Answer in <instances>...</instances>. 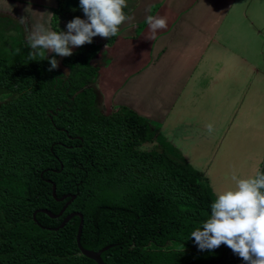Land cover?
<instances>
[{"label":"trees","instance_id":"1","mask_svg":"<svg viewBox=\"0 0 264 264\" xmlns=\"http://www.w3.org/2000/svg\"><path fill=\"white\" fill-rule=\"evenodd\" d=\"M102 47L47 54L58 61L49 72L47 59L29 58L22 28L0 17V264H95L76 246L78 217L54 230L74 212L82 248L110 247L105 264H245L224 244L200 251L189 239L216 199L205 174L134 111L98 109ZM53 185L56 199L75 196L57 219L36 213L57 215L70 200L54 199Z\"/></svg>","mask_w":264,"mask_h":264},{"label":"crops","instance_id":"2","mask_svg":"<svg viewBox=\"0 0 264 264\" xmlns=\"http://www.w3.org/2000/svg\"><path fill=\"white\" fill-rule=\"evenodd\" d=\"M55 7L56 0H0V17L15 21L23 33L43 20L52 30ZM64 7L59 31H67L77 16L86 18L79 0H65ZM124 12L128 18L115 37H93L103 45L93 63L99 75L91 84L98 109L104 115L120 107L134 111L159 128L193 168L205 170L211 141L226 121V115L212 119L213 110L228 104L229 91L235 92V107L242 106L236 92L251 90L264 68V0H126ZM149 16L165 19L166 27L154 32ZM228 69L234 71L231 77L250 75L246 88L227 81ZM251 103L259 105L258 99ZM211 120L215 126L209 132L205 123ZM258 171H264V155Z\"/></svg>","mask_w":264,"mask_h":264},{"label":"clouds","instance_id":"3","mask_svg":"<svg viewBox=\"0 0 264 264\" xmlns=\"http://www.w3.org/2000/svg\"><path fill=\"white\" fill-rule=\"evenodd\" d=\"M126 0H79V8L85 19L79 16L66 24L67 31L48 30L45 25H36L28 30L27 47L36 56L47 59L51 72L58 67L50 50L56 56L73 55V48L93 43V37H115L119 27L127 20L124 12ZM75 10V9H73ZM25 23V20H21ZM149 27L155 32L166 27V20L149 16ZM213 130L212 124L207 125ZM231 187L218 191L210 205V214L191 231L189 239L200 251H212L222 244L229 247L245 264H264V171L254 177H232Z\"/></svg>","mask_w":264,"mask_h":264},{"label":"rangeland","instance_id":"4","mask_svg":"<svg viewBox=\"0 0 264 264\" xmlns=\"http://www.w3.org/2000/svg\"><path fill=\"white\" fill-rule=\"evenodd\" d=\"M40 24L47 27L44 20ZM26 36L27 33L24 32L25 42ZM232 73L234 71L228 69L225 76L227 81L233 82L238 87L244 85L246 88L250 75L248 76L245 72L243 75L238 74L231 77ZM233 92H228L230 97L228 104L222 102L223 107L213 110V114H211L212 119L221 117V120L226 115V121L223 120L222 126H220L221 131H218L216 137L211 141V154L206 156L211 157L210 161L205 162V170H202L216 195L221 188L225 190L233 185V176L238 178L254 177L260 158L264 155V68L260 66L259 75L254 76L251 90L236 92L237 96L242 94L244 102L242 106L235 107L234 100L231 98V94L235 93ZM257 99L258 107L252 106L251 102ZM170 121L171 118H169ZM210 124L215 126L214 120H211ZM166 130L170 131V126ZM252 137L253 139H251ZM201 142L204 143V140ZM193 161L192 165L198 167L195 163L197 160ZM219 187L221 188L219 189Z\"/></svg>","mask_w":264,"mask_h":264},{"label":"water","instance_id":"5","mask_svg":"<svg viewBox=\"0 0 264 264\" xmlns=\"http://www.w3.org/2000/svg\"><path fill=\"white\" fill-rule=\"evenodd\" d=\"M52 197L54 199H56V189H55L54 185H53V188H52ZM66 199H70V200L65 204V206L62 208V210L57 215H54V214H52L51 212H49L47 210H38V211H36V213L39 212V213L45 214V215H47L48 217H50L52 219L60 218L63 215V213L65 212L67 206L69 204H71V202L75 199V196L65 195V196L61 197L60 199H56L58 202H63ZM33 216H35V213L33 214ZM73 217H78L79 220H80L79 226H78V229H77V234H76V246H77L78 250L80 251V253L84 257H86L87 259L92 260L95 264H105L103 262V260L101 259V254L104 251H106L107 249H109L110 247L103 248L102 250H99V251H91V250H86V249L82 248V246L80 245V237H81L82 228H83V216H82L81 213L74 212V213H71V214L67 215L63 219V221L61 222L59 227L55 228L54 230L57 231L59 229H62Z\"/></svg>","mask_w":264,"mask_h":264}]
</instances>
